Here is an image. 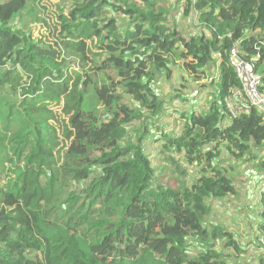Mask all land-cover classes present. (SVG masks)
I'll return each instance as SVG.
<instances>
[{
    "label": "trees",
    "instance_id": "16d2710c",
    "mask_svg": "<svg viewBox=\"0 0 264 264\" xmlns=\"http://www.w3.org/2000/svg\"><path fill=\"white\" fill-rule=\"evenodd\" d=\"M31 1H0V264H223L209 203L238 193L218 160L264 172V114L228 121L229 53L239 45L264 96V0H177L196 18L190 38L157 0H72L55 43L23 29ZM177 64L218 88L205 113H180V135L156 139L174 174L160 184L146 136ZM90 88L99 116L83 109Z\"/></svg>",
    "mask_w": 264,
    "mask_h": 264
},
{
    "label": "rangeland",
    "instance_id": "374dc122",
    "mask_svg": "<svg viewBox=\"0 0 264 264\" xmlns=\"http://www.w3.org/2000/svg\"><path fill=\"white\" fill-rule=\"evenodd\" d=\"M0 1L4 2L5 0ZM176 1L157 0L160 6L169 11V24L190 38L197 33L196 18L187 13L186 1L180 2V4H177ZM72 2V0L31 1L21 23L23 29L30 33L35 40L43 39L49 43H55L61 27V20L58 18L60 11L69 15ZM75 70L79 71V68L75 67ZM170 71L172 72H166V76L157 85V93L166 103L162 111L163 114L158 120L160 127L149 125L150 132H147L146 136V147L157 172L156 182L160 184H168L174 179V174L164 162H158L161 157L158 150L160 142H157L156 139H159V136L165 132L172 137L180 135L186 123L180 118V113L192 110L205 113L214 101L218 88L217 84L212 86L210 79L203 84L200 83L201 85L193 82L183 71L181 64L172 67ZM167 74L170 75L169 78H167ZM218 76L219 69H216L213 80L217 81ZM84 103L85 111H90L97 116L103 112V106L98 101L94 88L87 91ZM218 161L221 169H227L226 174L234 182L238 194L237 197L231 196L209 203L212 209L209 222L218 229L219 236L225 234L223 240L217 242L216 249L222 250L223 264H261L264 261V247L260 238L263 234L261 226L264 222L259 212L261 209L260 195L264 192V172H260L256 165L246 164L228 152ZM185 167L187 166L185 165ZM188 168L195 176L197 173L195 167ZM4 178V174L0 176V179ZM228 241H232L233 245H238L239 249L226 247ZM195 245H197L196 241L193 242V246ZM201 249L195 246V248H191L190 253L196 256Z\"/></svg>",
    "mask_w": 264,
    "mask_h": 264
},
{
    "label": "built area",
    "instance_id": "2783aa9c",
    "mask_svg": "<svg viewBox=\"0 0 264 264\" xmlns=\"http://www.w3.org/2000/svg\"><path fill=\"white\" fill-rule=\"evenodd\" d=\"M229 63L236 72L240 86L232 89L224 101L228 121L240 119L254 110L264 114V96L260 92L262 78L241 57L238 44H234L229 53Z\"/></svg>",
    "mask_w": 264,
    "mask_h": 264
}]
</instances>
